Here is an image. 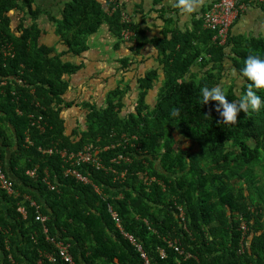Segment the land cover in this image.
I'll list each match as a JSON object with an SVG mask.
<instances>
[{
    "label": "trees",
    "instance_id": "obj_1",
    "mask_svg": "<svg viewBox=\"0 0 264 264\" xmlns=\"http://www.w3.org/2000/svg\"><path fill=\"white\" fill-rule=\"evenodd\" d=\"M17 11L23 17L14 27ZM124 13L120 0H69L53 17L37 0H0V159L17 192L9 195L0 185V264H68L55 244L61 241L70 245L75 264H144L109 205L152 264H264V106L223 123L217 102L203 104L200 93L220 86L229 100L238 99L251 82H227L225 62L239 73L248 55L264 58V40L234 39L231 29L220 45L204 19L194 31L173 27L150 38L145 16L129 22ZM43 17L55 24V46L42 42L37 21ZM103 27L115 50L130 46L121 60L123 76L148 46L161 71L137 78L135 94L122 79L103 106L84 103V120L70 127L65 112L77 104L67 95L84 65L67 58L88 51L89 38ZM125 30L134 34L128 41ZM257 94L264 99V89ZM40 117L43 129L36 125ZM112 144L118 146L100 153L103 169L77 166L91 184L66 176L60 151ZM48 149L53 153L43 152ZM120 155L131 162L111 163ZM33 201L48 218L44 224L36 221ZM175 241L184 254L170 246Z\"/></svg>",
    "mask_w": 264,
    "mask_h": 264
},
{
    "label": "crops",
    "instance_id": "obj_2",
    "mask_svg": "<svg viewBox=\"0 0 264 264\" xmlns=\"http://www.w3.org/2000/svg\"><path fill=\"white\" fill-rule=\"evenodd\" d=\"M67 1L69 0H37V6L53 17L60 15V11ZM120 1L125 4L128 16L131 18L130 20L136 19L140 21L145 16L146 26L150 28L149 37L153 38L155 36L163 37L167 28L171 29L174 27L181 31H194L197 24L202 21L205 12L218 0H198L195 10L188 14L180 12V9L175 6L176 0ZM11 16L13 17L14 27L19 26L23 15L17 11L12 13ZM48 19L43 17L37 21L39 27L44 31L42 42L48 46H55L58 44L59 37L55 32V24L51 18ZM168 19L171 21L170 23L167 21ZM103 29L100 30L101 32L99 31L100 33L98 32L89 38L90 46L88 51L83 52L79 56H69L67 58L71 62L84 65L80 73L71 78V91L67 95L70 102L77 104L76 107L65 112V114H68L70 127L76 125L77 120H84L83 117L86 114L83 109L84 103L88 102L99 107L103 106L109 93L121 84L122 79H126L127 83L129 82L131 94H135L137 78H140L146 71L151 69L159 68L161 71L155 51L148 46L137 57V61L133 63L131 71L123 76L122 73L124 71H122L121 60L132 53L129 50L130 46L124 43L120 49L115 50L113 48L114 39L111 37L107 27ZM231 29V37L234 39L245 40L244 42L264 40V0H244L243 10ZM202 39H205V37ZM59 47L60 49L63 48L62 45ZM63 49L65 50V48ZM232 69L231 62H225V70L228 74L227 82H231L232 78H237L233 74ZM194 71L199 72V68ZM153 98L154 96H150V101ZM131 105L128 102V108ZM188 147L190 145H186V148ZM8 161H10L9 154Z\"/></svg>",
    "mask_w": 264,
    "mask_h": 264
},
{
    "label": "built area",
    "instance_id": "obj_3",
    "mask_svg": "<svg viewBox=\"0 0 264 264\" xmlns=\"http://www.w3.org/2000/svg\"><path fill=\"white\" fill-rule=\"evenodd\" d=\"M112 2H116V0H111ZM244 6V0H218L216 3L212 5V7L209 9V11L204 15V26L208 30H212L216 32V36L214 38V41L219 43L220 45H225L229 39L230 30L235 23L236 19L239 17L240 12L243 10ZM114 9L113 11H115ZM123 20L129 21V16H127L125 13L123 14ZM124 38L126 41L130 40V38L134 35L131 31L125 30L123 32ZM9 51L6 50L5 54L9 55L11 48L8 47ZM42 121V118H38L36 125L39 129H43L40 125V122ZM34 124V123H33ZM117 144H112L109 146H105L102 148L101 146H85L82 150L78 152H69L68 150H62L59 152L62 159L65 162V174L66 176H71L74 178L77 182L83 183V184H91V180L88 177V175H84L77 166H80L82 164H91L93 167L97 169H103L104 164L102 161V158L100 156L101 151H107L109 149H114ZM43 152L52 154L53 149L43 150ZM120 162H126L130 163L131 160L129 158H125L123 155H120L114 159L111 160V163L113 164H119ZM27 174L31 177H34L36 175V170H30L27 172ZM125 173H122L121 176H124ZM152 180H155L153 178ZM0 185L1 188L4 189L9 195L17 194L14 190V184L12 180L6 175L4 172L3 164L0 159ZM94 188L96 190H99L97 186L94 185ZM54 189V188H52ZM32 207L34 206L37 209L36 212V221L45 223L47 221V217L42 215L40 213V207L33 201ZM109 212L112 215L117 227L121 230V233L125 236V238L130 239L133 244L136 246L137 250L141 253V257L144 260V264H152L148 258V256L145 254L142 246L137 243V240L134 238V236L130 233H127L124 231L121 225V219L118 215V213L113 209L111 205H109ZM18 211L26 218L27 217V210L26 207L23 205H20L18 207ZM180 218L185 222V213L182 208H180ZM242 229L246 231L245 224L242 225ZM45 232H47V229H45ZM53 243H55L53 240H51ZM57 245V249L59 252V256L61 260L68 264H75L74 259L72 255L70 254V245L66 244L65 242L61 241L58 243H55ZM170 246L174 247L179 254H184V251H182L178 246L179 243L177 241L170 242ZM242 252V251H240ZM159 253L162 258L166 257V252L163 249L159 250ZM192 255L188 254L187 257H191ZM43 258L46 260L51 261L52 263H56L58 261V258H55L52 254H43ZM38 264H44L43 260H40Z\"/></svg>",
    "mask_w": 264,
    "mask_h": 264
},
{
    "label": "clouds",
    "instance_id": "obj_4",
    "mask_svg": "<svg viewBox=\"0 0 264 264\" xmlns=\"http://www.w3.org/2000/svg\"><path fill=\"white\" fill-rule=\"evenodd\" d=\"M197 4L198 0H176L175 6L182 14H188L195 10ZM233 74L238 79L246 78L251 82L238 99L229 100L225 90L220 86L211 88L205 86L200 89L203 104H208L209 101L217 102L215 110L219 113L223 123H236L238 113L241 111L247 115L249 110L259 111L264 106V99L257 94V90L264 89V58L259 55H248L244 61V67L239 70V73L233 70ZM172 115H178V110Z\"/></svg>",
    "mask_w": 264,
    "mask_h": 264
},
{
    "label": "rangeland",
    "instance_id": "obj_5",
    "mask_svg": "<svg viewBox=\"0 0 264 264\" xmlns=\"http://www.w3.org/2000/svg\"><path fill=\"white\" fill-rule=\"evenodd\" d=\"M103 28H104V27H103ZM103 28H102V29H103ZM102 29H101V30H102ZM103 30H104V29H103ZM100 32H101V31H100ZM100 32H99V33H100ZM108 48H110V46H108ZM108 48H107V49H108ZM174 133H175V135L177 134L176 136L179 138V136H178V132H174ZM186 145H187V146H188V145L191 146V145H192V142H191V141H187V142L185 143V147H186Z\"/></svg>",
    "mask_w": 264,
    "mask_h": 264
}]
</instances>
